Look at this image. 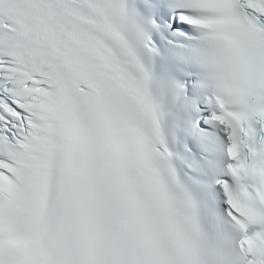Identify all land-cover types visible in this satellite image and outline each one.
I'll return each instance as SVG.
<instances>
[{"label": "snow or ice", "instance_id": "1", "mask_svg": "<svg viewBox=\"0 0 264 264\" xmlns=\"http://www.w3.org/2000/svg\"><path fill=\"white\" fill-rule=\"evenodd\" d=\"M0 264H264V0H0Z\"/></svg>", "mask_w": 264, "mask_h": 264}]
</instances>
